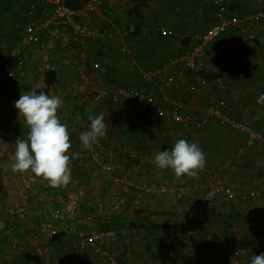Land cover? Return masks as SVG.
I'll use <instances>...</instances> for the list:
<instances>
[{
  "label": "crops",
  "instance_id": "1",
  "mask_svg": "<svg viewBox=\"0 0 264 264\" xmlns=\"http://www.w3.org/2000/svg\"><path fill=\"white\" fill-rule=\"evenodd\" d=\"M28 1L25 0L26 6L22 9L19 6L22 2L19 0H0V26L7 31L0 45V58L9 50L11 42L20 36V31L14 28V24L25 20ZM85 1L67 0L66 4L80 12ZM224 1L227 14L230 16L245 17L248 13L253 14L264 9L262 0H259V5L258 0ZM106 4L105 2L102 12L100 9L90 10L81 17L83 21L85 20L84 22L95 24L98 18H102L100 14L103 13L107 20L112 23V25L106 23V27L115 32V35L109 38L110 44L105 49L106 58L108 65L112 68L111 73L119 79H126L128 82L125 84L126 86L135 87L130 85L131 82H135V88L140 91L155 89L157 87L156 81L172 74L178 84L177 87L170 89V92L175 96H180L182 89L186 86L190 87V94L183 109L185 113L201 112L209 106L218 107L237 117L246 115L254 127L264 132V44L262 43L264 17L252 22V19L242 20L243 23H246L247 28L248 21L255 23L256 39L249 43L246 42L239 49V52L236 51L238 53L234 52V42H231L234 41L236 29L231 26L205 47L203 55L196 60L194 68L183 70L180 61L181 56L186 47L188 49L196 42L190 41L187 37L180 38L181 33L191 35L193 33L186 32H204L215 19L216 9L213 4L207 0H154V2L149 3V9L145 6L142 7L145 11L151 10V16L146 12L143 13V17L137 15V20L141 25L148 27V33L142 34L137 31L127 36L119 33V28L122 29L120 24L123 23V13L120 12V5L117 6L119 3L110 0V3ZM137 10H140L139 7ZM162 13L166 15L162 17L163 20L161 21ZM157 25H165L170 33H156L155 27ZM122 36H126L129 56H133L144 70L155 71V75L150 81L142 79L134 72L126 55L116 54L115 46H120L122 40L119 39H123ZM74 39L76 38L71 35L68 29L51 27L41 31L37 43L30 46L24 53L26 77L22 81L19 93L23 95L31 93V91L34 92L37 87L30 79L33 75L54 76L55 81L47 76V82L49 80L53 82L43 86L41 91L62 97L63 104L57 110V114L69 131L72 145L69 152L74 155L79 153V155L69 161L72 169L71 182L64 187L63 195L66 197L61 199L50 188L51 186L46 179L37 177L28 170L24 171L23 180L27 181L28 187L33 188L29 194L31 197L27 195L29 199L24 201L20 196V191H17L18 184L16 186V183L18 182L10 177L7 181L6 175L0 170V189L2 188L5 194L0 196V264H74V261H77V264H109L99 255H92L89 259L81 261L74 254L72 244L76 241L75 239L86 233L84 229L88 219L87 217L84 219L85 221H81L78 215V211H80L78 205L65 218L62 217V213H66L61 209L62 221H69V225H65L62 232L53 240H46L43 234H39L40 236L37 237L33 233L43 221L49 223L56 221V218L45 216L47 211L41 210L43 207L39 205V201L40 204L43 203L49 210L53 211L55 207L52 203L50 204L49 200L51 193H53L55 197L52 199L58 209L62 208L60 207L62 204H72L71 201L73 202V200L78 204L76 199L80 198L79 191L83 188L89 190L88 200L92 204H107L109 205L108 212L111 213L107 214V217L110 216V220L106 224L102 220L104 217H100V219L92 217L91 219L97 223H88L92 226L114 228L120 231L123 228H129L127 223L133 216L135 208L177 212L183 215L185 222L188 221V218H195V221H204L213 228L214 238L208 245L210 244L209 246L216 253H220L214 258L216 264H230L222 250L223 241L242 250L240 264H250L253 255L264 253V142L259 141L252 148L240 151L245 136L216 119L209 120L202 130H193L186 138L190 142H196L206 157L205 167L199 172L197 178L177 177L170 169H157L150 159L135 163L136 167L132 169L141 175L146 172L147 174L154 173L155 177H158V182H165L171 186L198 185L199 189L191 195H186L180 199H176L170 194L154 197L123 185L113 184L114 187H112V183L109 182L110 177L101 176L95 179V175L100 174L99 169L87 155L86 149L82 147L79 135L88 130L89 116L103 112L102 106H105L106 103L101 98L94 97L92 102L94 105L91 104L89 107L84 103L82 97L77 98L76 95H72V92L76 93L80 90L71 89L68 87V80L63 79L62 74L67 68L65 61H61L65 58L63 52L70 49L68 48L70 46L69 41H74ZM93 41L100 42L101 40ZM166 59L175 61L171 70L161 69ZM39 63L42 64L40 67L38 66ZM82 74L83 72L80 71V76H83ZM217 76L224 78L229 85V90L218 89L215 83ZM135 77L137 78L135 79ZM138 83L143 84L144 87L138 86ZM39 92L37 91V93ZM118 105L113 107V117H110L109 120L104 118V122L108 126L107 129L117 127L120 130L126 129L134 118L139 117L136 109L129 108L125 104ZM122 106H124L122 109L124 115L118 116L116 110ZM131 111L137 112V115H131V117L128 114ZM0 112V133L6 131L10 135L19 136L20 139H27L28 126L14 105L9 111L0 110ZM82 112H87V114ZM146 121L143 122L147 123ZM151 124L154 126L157 124L161 131L159 130L157 135L151 134L150 136H157L160 140L170 142L171 149L179 138H172L168 134V127L163 121ZM112 131L110 129L103 138L99 139V141L108 139L106 144H108L109 153L111 154L113 149L123 147L121 143H124L125 146L122 148L123 150H129L127 141H131V139L128 131H123L124 134L117 133L115 135L114 132L111 133ZM150 136L143 135L142 142L145 140L149 142ZM101 148L99 147L98 150ZM124 154L127 153L124 152ZM128 166H120L115 170V173L124 177L130 175L129 171L131 170L129 169L131 168ZM213 170L220 173L216 183L226 184L235 191L254 190L256 195L247 201L233 198L226 202L219 201L218 197L214 195L210 199L214 204L208 207L207 202L210 200L207 194L211 189L207 186L204 187V181ZM135 177L134 179L139 178ZM72 193L73 195H71ZM36 197L40 199L37 201ZM22 204L25 205L24 210H20ZM113 205H117V207ZM81 225H83L82 228ZM6 229H9V232H6ZM163 229L165 228L160 230ZM132 230L128 236L120 235V240L114 247L118 258H121L125 253H130L129 261L131 264H153L150 260L151 256H149L152 247H148L149 244L147 245L146 238L142 235L145 234L144 230L142 228H132ZM195 233L199 238H203L201 234ZM219 237L223 239L222 242Z\"/></svg>",
  "mask_w": 264,
  "mask_h": 264
},
{
  "label": "built area",
  "instance_id": "2",
  "mask_svg": "<svg viewBox=\"0 0 264 264\" xmlns=\"http://www.w3.org/2000/svg\"><path fill=\"white\" fill-rule=\"evenodd\" d=\"M207 1L215 6L216 18L204 32L193 33L191 35L182 34L180 36L182 38L187 37L190 41L196 42L193 46L185 50L184 54L181 56L180 61L183 70L194 68L196 60L203 55L205 47L231 26L236 29L233 47L235 50L241 48L242 44L245 42L255 40V34L248 30L241 19L228 16L224 0ZM262 3L264 8L263 0ZM101 6V0H88L87 3L84 4L82 10L77 12L69 7L65 3V0L28 1L25 11V20L14 24V28L17 30L19 29L20 36L11 42L9 50L0 58V110L9 111L11 106H13L20 95H22L19 93V88L23 79L26 77L24 53L30 46L37 43L41 31L51 27L65 28L70 31L73 37L82 43L107 39L114 36V31L108 27L90 24L82 20V17L87 14V11L89 12L93 10V8L99 9ZM261 17H264V9L261 12L250 15V19L254 21L259 20ZM136 28L134 23H129L127 28L121 33H135ZM155 31L161 34L170 33L163 25H157ZM140 32L142 34H147L148 28L141 27ZM6 33V29L0 26V45ZM121 51L122 53H126V47H122ZM174 63L175 61L173 59H166L161 69L171 70ZM131 66L134 67L135 72L146 81H150L155 75V71L144 70V68L140 67L134 60L131 61ZM96 69L104 76L110 73L108 66L101 62L96 63ZM159 83V89L157 87V89H150L147 91H140L133 86H118L111 92L108 99L112 104L121 102L129 108L136 109L138 113L145 116L149 123L163 121L168 127V134L172 138L186 139L193 130H202L209 120L216 119L220 123L227 124L231 128L236 129L245 136L240 151L252 148L259 141L264 142V133L253 129L246 115H242L237 119L235 115L213 106H209L201 112L185 113L183 109L190 94V87L186 86L182 89L180 96H175L170 92V89L177 87L178 84L172 74L167 78L159 80ZM215 83L218 89L222 91L229 90V85L223 77L218 76L215 79ZM131 125L128 131L129 135H131L133 130L139 125L137 118L133 119ZM107 141V138L100 140L93 146L92 150H86V152L89 158L99 166V171L110 177L116 184H123L127 188L139 190L148 196L170 194L176 199L191 195L199 189L198 185L182 184L171 186L141 178L128 179L121 176L112 177L111 175L115 167L110 163L100 161L97 152L98 148L106 144ZM219 177L220 173L218 171H211L204 181V187L207 186L211 191L214 190L215 197H218L221 202H226L233 198H237L240 201H247L256 195L254 190L235 191L226 184L221 182L216 183ZM65 186H51L50 188L55 192H59L60 189ZM59 198L61 199L60 195ZM213 204L214 202L211 200L207 202L208 207ZM24 208L25 205L22 204L20 210H24ZM45 216L48 218H57L60 216V213L57 208L53 211L48 209ZM132 231L131 228H123L121 231L108 227L93 228L73 243L72 248L74 254H79L82 261L89 259L92 255H99L109 264H130V253H125L121 258H118L114 247L119 242L120 235L128 236ZM194 231L203 236L204 242L211 243L213 241V228L204 221L198 220L194 224ZM6 232H9V229H6ZM33 233H35L37 237L40 236L39 234H43L46 238L48 235L54 237L56 231L53 227L48 226V224L41 223L35 228ZM220 239L222 242L223 239ZM222 243V250L229 263L240 264L242 250L225 241Z\"/></svg>",
  "mask_w": 264,
  "mask_h": 264
},
{
  "label": "rangeland",
  "instance_id": "3",
  "mask_svg": "<svg viewBox=\"0 0 264 264\" xmlns=\"http://www.w3.org/2000/svg\"><path fill=\"white\" fill-rule=\"evenodd\" d=\"M19 1L22 2L19 5L20 8L22 7V9H24L26 6L25 0H19ZM87 1L88 0H86L83 4H86ZM101 1H102V6L99 8L100 12H102V8H104L105 2L107 4L110 3V0H101ZM115 1H117L119 3L117 6L120 5L119 6L121 8L120 12L123 13V20H122L123 23L120 24L122 29L119 28L120 29L119 33H121L124 29H126L127 25L129 23H134L136 25L137 28H136L135 33L137 31L139 33H141L140 32L141 27H146V26L141 25V23L137 20V15L138 16L142 15V17H143L144 12H146L147 14L150 15L151 10L145 11L142 9V7L145 6V7H147V9H149V7H148L150 5L149 3L154 2V0H115ZM257 2L259 5V0ZM65 3H67V0H65ZM138 7L140 10H137ZM93 10H96V9L93 8ZM226 13H227V11H226ZM100 15L102 18L101 19L98 18L96 20V22H95L96 25L103 26V27H106V23H109L110 25H112V23L107 20L105 14L102 13ZM164 15H166V14L162 13V15L160 17L161 21L163 20L162 17ZM250 15H252V13H248L245 17H238V16H233V15L230 16L228 14L229 17H237L241 20H245V19L251 20ZM158 16H159V13H158ZM155 18H157V17H155ZM214 18H216V14H215ZM252 21L253 20H251V22ZM251 22L248 21V30L251 33H254V31L256 30L254 28L255 23H251ZM244 25H246L245 22H244ZM163 26L165 27V25H163ZM109 29H111V28H109ZM261 31H262V28H261ZM186 33H194V32L189 31ZM182 34L183 33H181V35ZM124 35L127 36L128 34H124ZM126 36H122L121 38H123V39H119V40H122V43H120V46L119 45L115 46L116 51H117L116 54L120 53V54L126 55L128 57V62H130V65H131L132 60H134L135 62H137V60L133 56H129V53H130L129 52V45L127 44L128 43L127 40H125ZM235 36H236V34H235ZM172 37H175V36H172ZM180 38H182V37H180ZM255 39H256V37H255ZM234 40H235V38H234ZM109 42H110L109 38L102 39L100 42L88 41L86 43H82L79 40L74 39V41H69L70 46L68 48H70V49L65 50L63 52V54H65V56H64L65 58H63V60L60 59L62 62L65 61V64H67V68H66L65 72L62 74V77H63V79L68 80V82H69L68 87H70L71 89L80 90V92H76V93L72 92V95L73 96L76 95L77 98L82 97L84 103L89 105V107L92 104L94 97H97V99L101 98L103 100V102L106 103L105 106L104 105L102 106L103 112H100V113L104 114L105 120H109L110 117H113V115H114V108L113 107L119 106L118 104L124 105V103H121V102L118 104H112L108 99L109 95L111 94V92L116 87L126 86L125 84L128 83L126 79H119L118 77H115L111 73L112 68L110 65H108V60L106 58V53H105V49H107L108 45L110 44ZM231 42H234V41H231ZM262 43L264 44V37L262 39ZM244 44H242V45H244ZM122 47H126V50H127L126 53H122V51H121ZM239 49L240 48H238L234 52L238 53ZM186 50H187V47H186ZM236 51H238V52H236ZM183 54H184V52H183ZM126 56H123V57L127 58ZM100 62L102 64H105L108 66L111 74L109 73V75L104 76L103 74L98 72V70L96 69V63H100ZM41 65L42 64L39 63L38 66L40 67ZM133 69H134V67H133ZM80 71L83 72V74H82L83 76H80ZM134 72H135V69H134ZM47 76L50 77V79L52 78L53 81L56 80V79H53L54 76H50L47 74H46V76L44 74L42 76L41 75L40 76L39 75H36V76L33 75L30 77V79L32 80V83L37 87V88H35L34 92L35 91H41L42 90L41 88L43 86L52 84L51 83V82H53L52 80H49L50 82L49 81L47 82V80H46ZM124 78H128V77H124ZM136 78L137 77H135V79ZM157 79H159V78H157ZM130 85H134L136 87L135 82H131ZM156 85L159 89V85H160L159 81H156ZM138 86L144 87V85L141 83H138ZM157 87H155V89H157ZM93 105L94 104H92V106ZM123 108H124V106L119 107V109L116 110V113L118 114V116L124 115V113L122 112ZM82 113H84V112H82ZM84 114H87V112H85ZM128 114L130 116L131 115H137V112L131 111ZM3 115H4V113H3ZM138 116L139 117L137 118V120L139 121V125L135 128V130H133V133L130 135L131 141H127L128 145H129V147H128L129 150H123L122 148L125 146H124V143H121L123 145V147H120V149H116V150L113 149V151H111V154H110L109 149L107 148L108 144H105L104 146H102V148L100 147L101 148L100 150H97L98 157H99L100 161L105 162V163H110L115 167V169L111 175L112 177H116V176L124 177L123 175L116 174L115 170L117 168H119L120 166L122 167V165H126V166L129 165L128 167L131 168V169H129V170H131V171H129L130 175H127L124 178L134 179V178H136L135 176H137L139 178L141 176V178H144L146 180H150L152 182L157 183L158 177H155L154 173L147 174V172H146V173H143V175H141L140 173L136 172V170L134 171L132 169H135L134 168V167H136L135 163H137L141 160H147V159L153 160L154 156L157 152L163 151V150H168V149L170 150V146H169L170 142L165 141V140H160V139H158L157 136H155V137L150 136L151 134L157 135L156 133L160 130L158 128V125L155 124V126H154L153 124L147 122L145 120V116L142 114L138 113ZM143 121H146L147 123H145ZM131 126L132 125L129 124L126 127V129L123 128V130L122 129L120 130V128H118V127L117 128H110V129H111V131L113 130L111 133L114 132L113 133L114 135L117 133L118 134H120V133L124 134V132H127L130 130ZM110 129H107V131L109 132ZM143 135L146 137L150 136L149 142L147 140L142 142L144 139ZM17 138H19V136L10 135L6 131L0 133V170L2 171L3 174L6 175L7 181L9 180V177H10L12 180L18 182V183H16V186L18 184L17 191H20V193H21L20 196L23 198L22 200L26 201L29 199V198H27V195L29 196L30 190L33 187H28L27 181L23 180V175L25 172H13L11 169V165L15 162L14 161V153H15V141ZM113 147H115V146H113ZM124 152L127 154H124ZM139 152H141V153H139ZM122 162H124V164L121 165ZM98 167L99 166H97V168ZM99 173L100 174L95 175V177H96L95 179H98L101 176L108 177V176L102 174L101 171H99ZM122 174H125V173L122 172ZM109 182L112 183V184L110 183L112 185V187H114L113 184H116L115 182H113L111 180V178H110ZM161 183H165V182H161ZM165 184L170 185L168 183H165ZM118 185H123V184H118ZM1 193H4L2 188H1ZM73 193L71 195H73ZM79 196H80V198L76 199L78 204L76 203L75 200H73V202L71 201L72 204H69V205H67V204L63 205L62 204L60 206V207H62V208H60V210L62 209L66 213V214L62 213L63 218H65L67 215H70L71 214L70 212H72V210L75 209V207L78 205V206H80L79 207L80 211H78V215L81 218V221H85L84 219H87V217H88V219L86 220L87 223L84 222L85 223V229H84L85 232H88L89 230H91L93 228H99V227L90 225L91 224L90 222H94L95 224H97L94 219L93 220L91 219L92 217H97L96 219H98V218L100 219V217L101 218L104 217L102 219L104 221V224H106V222L110 220V216L107 217V214H111L108 212V209H109L108 206L109 205L104 204V203L92 204V202H90L88 200V198L90 196L88 189L83 188L82 190H80ZM29 197H31V196H29ZM52 197H55V195L53 193H51V197H49L50 198L49 199L50 204L52 203L53 207L57 208V206L54 204ZM154 197H160V196H154ZM36 198H37V201L40 199L39 197H36ZM150 198H153V197H150ZM150 201H153V199H150ZM39 205L40 206H46L43 203L40 204V201H39ZM113 206L117 207V205H113ZM121 207H123V206H121ZM105 211H107V213H105ZM153 211H155V210H153ZM98 214H100L101 216H99ZM60 215H61V213H60ZM179 215H181V214H179ZM62 217L61 216L59 218L57 217L56 221H53L54 223H49L47 221L46 222L43 221L42 223L48 224V226L53 227L54 230L56 231V234H54V235H59V233L62 232L63 227H65V225H69V221H67V220L62 221ZM187 220H188L187 222H185V220H184L182 222L183 225L179 228L165 227V229H163V230H160L161 228H153V229H145L144 228V229H142L145 232V234L143 233L142 235H144V238H146L145 241L147 242V245L149 244L148 247L149 248L152 247V250H150L149 256H151L150 260L153 262V264H177L178 259L176 258L174 253H176L177 251H180V250H178L180 248H181V251L187 252L190 249L191 245H195V247H196V245L198 246V248H196L195 250H191L193 254L197 253V255L199 257H201L203 259H205V258L209 259L211 264H216L214 258L216 257L217 254H220V253H216V251L209 246L210 244L208 245V243L204 242L203 238H199L198 236H196V233L194 231V224L198 220L195 221V218H188ZM88 223H90V224H88ZM82 226L83 225H81L80 227L82 228ZM30 228L32 229V227H30ZM59 229H61V230L59 231ZM157 229H159V230L157 231ZM50 238H52V235H50V236L48 235L46 237V240H48ZM75 240H77V239H75ZM72 246H73V244H72ZM77 256L81 260V258L79 257L80 255L77 254ZM167 257H168V259H165ZM102 262H104V261H102ZM74 264H77V261H74Z\"/></svg>",
  "mask_w": 264,
  "mask_h": 264
},
{
  "label": "clouds",
  "instance_id": "4",
  "mask_svg": "<svg viewBox=\"0 0 264 264\" xmlns=\"http://www.w3.org/2000/svg\"><path fill=\"white\" fill-rule=\"evenodd\" d=\"M62 104L60 95H49L44 91L20 95L14 107L23 116L29 131L27 139L15 141L13 172L30 170L35 176L46 179L52 187L71 182L69 161L79 153L69 152L72 146L69 131L57 114ZM89 120V128L79 135V141L90 151L106 135L107 125L103 113L89 116ZM151 163L157 169L172 170L177 177L197 178L205 167L206 157L196 142L181 138L170 150L157 152ZM214 195L215 191H210L208 199ZM250 264H264V253L253 255Z\"/></svg>",
  "mask_w": 264,
  "mask_h": 264
},
{
  "label": "trees",
  "instance_id": "5",
  "mask_svg": "<svg viewBox=\"0 0 264 264\" xmlns=\"http://www.w3.org/2000/svg\"><path fill=\"white\" fill-rule=\"evenodd\" d=\"M224 33V32H223ZM250 41H254V40H249L247 42ZM243 46V45H242ZM213 77H216V75H213ZM237 119L240 118L239 116H235ZM249 120V124L250 126L259 131L264 133L263 131L259 130L258 128L254 127L251 122L250 119ZM0 185H1V180H0ZM64 187L60 189L59 192H54L57 194V196H61V198H65L66 195H63L64 192ZM51 191V190H50ZM52 192V191H51ZM5 195L4 193H1V189H0V196ZM55 195V194H54ZM249 200V199H248ZM43 208H41V210H45L47 211L48 208L45 206H42ZM59 213H61L62 211L60 210V208L58 209ZM155 214H169V215H179V213L176 212H168V211H153V210H146V209H141V208H135L133 211V216L129 219L128 223H127V227L129 228H142V229H153V228H165V227H174V228H179L183 225V223H178V224H172V225H161V224H156L152 221H150V216L155 215ZM11 221H13V219H11ZM58 235H55L54 237L50 238L51 240H53L55 237H57ZM196 248H198V246L196 245H191L190 249L185 252V251H181V248L178 249L180 251H177L176 253H174V255L176 256V258L178 259V263L177 264H211L209 259L205 258H201L196 254H193L191 250H195ZM165 259H168L165 258Z\"/></svg>",
  "mask_w": 264,
  "mask_h": 264
},
{
  "label": "water",
  "instance_id": "6",
  "mask_svg": "<svg viewBox=\"0 0 264 264\" xmlns=\"http://www.w3.org/2000/svg\"><path fill=\"white\" fill-rule=\"evenodd\" d=\"M150 221L161 225H172L182 223L184 221L183 215H169V214H155L150 216Z\"/></svg>",
  "mask_w": 264,
  "mask_h": 264
}]
</instances>
